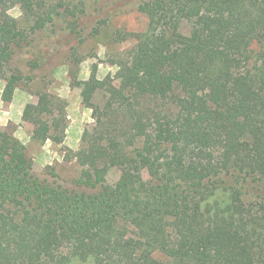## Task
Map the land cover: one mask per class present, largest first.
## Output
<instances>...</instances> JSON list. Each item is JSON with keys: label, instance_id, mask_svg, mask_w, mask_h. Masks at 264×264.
<instances>
[{"label": "trees", "instance_id": "obj_1", "mask_svg": "<svg viewBox=\"0 0 264 264\" xmlns=\"http://www.w3.org/2000/svg\"><path fill=\"white\" fill-rule=\"evenodd\" d=\"M7 1L28 25L0 13L3 103L33 80L11 68L14 54L56 17L74 26L84 12L65 0ZM136 10L146 27L123 34L134 44L113 62L117 72L80 94L91 108L95 92L107 96L78 153L74 182L92 192L62 186L51 170L52 181L36 176L20 141L0 129V264H264V0H141ZM190 90L200 131L177 121ZM36 98L21 116L30 140L61 143L66 103ZM127 233L137 252L123 245Z\"/></svg>", "mask_w": 264, "mask_h": 264}, {"label": "rangeland", "instance_id": "obj_2", "mask_svg": "<svg viewBox=\"0 0 264 264\" xmlns=\"http://www.w3.org/2000/svg\"><path fill=\"white\" fill-rule=\"evenodd\" d=\"M65 1L71 6H82L83 14L77 18L74 26L71 24L73 18L70 16L56 17L53 26L31 35V43L14 54L10 62L11 68H16L22 75H32L33 80L22 82L17 86L16 103L11 109L13 112L9 115L4 114V111L9 109L7 106L9 103L1 101L0 93V129L8 127L14 135L17 130L14 121L18 119L23 93L30 95L32 99L24 105L22 112L27 104L36 103L37 93L46 92L61 98L66 103L65 134L67 128L73 125V131L76 133L74 137L79 141L78 146L66 147L63 144L65 138L59 144L49 140L43 144L31 141L32 126L22 121L25 136H21L19 141L24 147L25 155L33 162V172L36 176L52 181L53 177L46 174L51 170L56 175L54 178L56 182L62 186L77 191L92 192L74 182L78 179L81 170L78 153L88 146V139L99 115L107 111V96L103 92H95L91 99V108L82 101L81 90L86 81L93 78L103 79L106 75L113 76L117 72L118 68L113 62L134 44V40L129 37L122 40L123 34L142 32L147 21L145 16L136 10L141 0ZM2 12L15 18L21 28L27 27L28 23L25 22L18 5L12 6L7 0H0V13ZM183 32H187L185 26ZM29 61H37L38 68L30 71ZM0 86L3 89V80L0 81ZM187 96L189 111L179 116L177 121L200 131L203 127V117L197 106L198 94L190 90ZM4 117H10L11 120L6 123ZM77 118L80 122L75 127ZM118 176L119 172L113 168L109 171L106 182L114 184ZM143 177L145 179L149 177L148 169L143 172ZM121 238L123 245L131 251L137 252L140 249L139 240L132 234L127 233ZM155 257L159 258L157 254Z\"/></svg>", "mask_w": 264, "mask_h": 264}, {"label": "crops", "instance_id": "obj_3", "mask_svg": "<svg viewBox=\"0 0 264 264\" xmlns=\"http://www.w3.org/2000/svg\"><path fill=\"white\" fill-rule=\"evenodd\" d=\"M1 90H2V86H0V93H1ZM16 98H17V92L15 91L14 95H13V100L11 101V103H9L7 105V106H9V109L7 111H4V114H8L9 115V113L13 112V111H11V109L14 108L13 105L16 103ZM31 99H32V97L30 95L23 93V96L21 98V103L22 104H19V114H18V117H17L18 119H17V121L16 120L14 121V123L17 125V130L15 131L14 136L20 141H21V136H25V134H23V129H22V125H21V119H20L21 112H22V109H23L24 105L26 103H28L29 101H31ZM3 120H5V122L7 123L8 120H11V118L10 117H6V118L4 117ZM79 122H80V119L77 118L76 124L74 126L76 127L77 124H79ZM1 124L4 125L5 123H1ZM70 126L71 127H68L67 130H66L65 139L63 141V144L66 147L73 148V147H77L78 146V142L79 141L76 140L75 137H74L76 135V133H74V131H73V125H70Z\"/></svg>", "mask_w": 264, "mask_h": 264}]
</instances>
